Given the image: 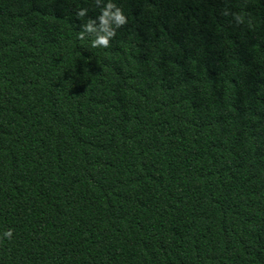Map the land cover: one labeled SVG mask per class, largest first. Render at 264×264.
<instances>
[{
	"label": "trees",
	"instance_id": "16d2710c",
	"mask_svg": "<svg viewBox=\"0 0 264 264\" xmlns=\"http://www.w3.org/2000/svg\"><path fill=\"white\" fill-rule=\"evenodd\" d=\"M113 2L0 0V264H264V0Z\"/></svg>",
	"mask_w": 264,
	"mask_h": 264
},
{
	"label": "clouds",
	"instance_id": "9594fccd",
	"mask_svg": "<svg viewBox=\"0 0 264 264\" xmlns=\"http://www.w3.org/2000/svg\"><path fill=\"white\" fill-rule=\"evenodd\" d=\"M98 8V15L95 19H89L82 26V31L79 38L83 39L85 35L90 37L92 47L106 48L109 41L116 33V29L120 28L126 23V18L121 12L120 8L116 6L113 0H94ZM79 17L86 15L85 9H79L76 13ZM239 22V18H236ZM12 230L0 232V239H10Z\"/></svg>",
	"mask_w": 264,
	"mask_h": 264
}]
</instances>
